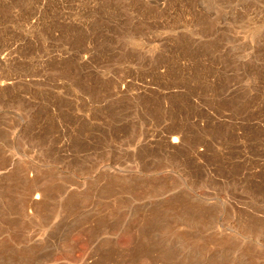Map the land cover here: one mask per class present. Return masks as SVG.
<instances>
[{"label": "rangeland", "instance_id": "374dc122", "mask_svg": "<svg viewBox=\"0 0 264 264\" xmlns=\"http://www.w3.org/2000/svg\"><path fill=\"white\" fill-rule=\"evenodd\" d=\"M0 82V264H264V0H0Z\"/></svg>", "mask_w": 264, "mask_h": 264}, {"label": "bare ground", "instance_id": "6f19581e", "mask_svg": "<svg viewBox=\"0 0 264 264\" xmlns=\"http://www.w3.org/2000/svg\"><path fill=\"white\" fill-rule=\"evenodd\" d=\"M2 59H3V58H2ZM2 62H4V61H2ZM3 64H4V63H3ZM123 85H124V84H123ZM7 86H9V83L0 82V88L7 87ZM3 90H4V89H3ZM174 135H176V136H174V137L171 138L170 143H171V145L177 147V146H179L180 141L182 140V136L180 135V133H176V132H174ZM168 139H169V138H168ZM38 195H39V194H38ZM32 196H34V194H32ZM29 198H31V197H29ZM38 200H39V197H38L37 195H36L35 197H32L30 205H31L32 207H33V206L36 207V205H37V203H38ZM38 204H39V203H38ZM29 207H30V206H29Z\"/></svg>", "mask_w": 264, "mask_h": 264}]
</instances>
